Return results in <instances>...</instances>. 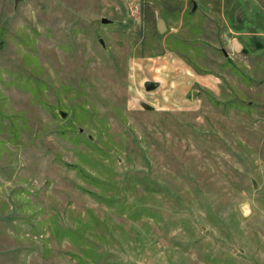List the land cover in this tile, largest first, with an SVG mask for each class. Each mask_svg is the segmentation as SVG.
Masks as SVG:
<instances>
[{
  "label": "rangeland",
  "instance_id": "1",
  "mask_svg": "<svg viewBox=\"0 0 264 264\" xmlns=\"http://www.w3.org/2000/svg\"><path fill=\"white\" fill-rule=\"evenodd\" d=\"M206 1L0 0V264H264V0Z\"/></svg>",
  "mask_w": 264,
  "mask_h": 264
},
{
  "label": "crops",
  "instance_id": "2",
  "mask_svg": "<svg viewBox=\"0 0 264 264\" xmlns=\"http://www.w3.org/2000/svg\"><path fill=\"white\" fill-rule=\"evenodd\" d=\"M217 1L218 0H208V1H206V3H205V5L207 6V10H211V7L216 11V13H218V14H222V9L219 11V9H220V3H217ZM200 2H201V0H200ZM204 5V7H206ZM217 9V10H216ZM190 13H191V15L192 16H190V18H189V20H188V22H189V24H187L188 26H189V30L188 31H190V32H192V33H195V32H200V30H202L201 29V27H197L198 25H202L201 24V22H202V20L200 19V21L199 22H196V21H198V20H196L195 19V17H194V15H195V13H197V10H196V2L194 1V2H192V7H191V10H190ZM223 16V15H222ZM159 19V18H158ZM157 19V20H158ZM162 19V18H161ZM163 20V19H162ZM195 21V22H193V21ZM165 24V23H164ZM156 25H157V23H156ZM181 31V30H180ZM235 31L237 32V33H244V32H246V31H244V28H242V29H235ZM246 33H249V32H246ZM179 41H183V40H188V39H178ZM237 40V39H236ZM189 64V63H188Z\"/></svg>",
  "mask_w": 264,
  "mask_h": 264
},
{
  "label": "water",
  "instance_id": "3",
  "mask_svg": "<svg viewBox=\"0 0 264 264\" xmlns=\"http://www.w3.org/2000/svg\"><path fill=\"white\" fill-rule=\"evenodd\" d=\"M18 1H19V0H15V2H18ZM101 22H102V23H108L109 20L106 19V18H102V19H101ZM165 28H166V26H165V24H164V21H163L161 18H159V19L157 20V29H158V31H159L160 33H162V32L165 30ZM100 42H102V41H100ZM59 114H60L61 117H65V116H66V113H65L64 111H59ZM253 187H254V188L257 187V184L255 183V181H253Z\"/></svg>",
  "mask_w": 264,
  "mask_h": 264
}]
</instances>
